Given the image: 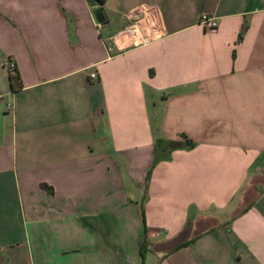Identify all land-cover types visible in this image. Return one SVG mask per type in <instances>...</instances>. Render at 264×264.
<instances>
[{
	"label": "crops",
	"instance_id": "crops-1",
	"mask_svg": "<svg viewBox=\"0 0 264 264\" xmlns=\"http://www.w3.org/2000/svg\"><path fill=\"white\" fill-rule=\"evenodd\" d=\"M0 264H264V0H0Z\"/></svg>",
	"mask_w": 264,
	"mask_h": 264
},
{
	"label": "built area",
	"instance_id": "built-area-1",
	"mask_svg": "<svg viewBox=\"0 0 264 264\" xmlns=\"http://www.w3.org/2000/svg\"><path fill=\"white\" fill-rule=\"evenodd\" d=\"M155 11V8L150 7L149 9L146 10V17H147V21L148 24L150 25L151 29H154L155 27H157V23L151 19V15L153 14V12ZM132 12H130L129 14H127V18L131 19ZM198 23L201 25L202 28L204 29H212L217 25V19L216 17L213 16H209L206 14H202L198 20ZM13 67L11 62H8V68L11 69ZM89 77L94 78L95 77V73L94 72H90L89 73ZM7 107H10V104H7Z\"/></svg>",
	"mask_w": 264,
	"mask_h": 264
},
{
	"label": "water",
	"instance_id": "water-1",
	"mask_svg": "<svg viewBox=\"0 0 264 264\" xmlns=\"http://www.w3.org/2000/svg\"><path fill=\"white\" fill-rule=\"evenodd\" d=\"M95 16L100 20L99 18V14L97 13V9L94 10ZM184 237V232H180L178 233L176 236H174L173 238L164 240V241H159L153 244L152 246V250L154 252H163V251H167L171 248H173L174 246H176L177 244H179L182 239Z\"/></svg>",
	"mask_w": 264,
	"mask_h": 264
},
{
	"label": "trees",
	"instance_id": "trees-1",
	"mask_svg": "<svg viewBox=\"0 0 264 264\" xmlns=\"http://www.w3.org/2000/svg\"><path fill=\"white\" fill-rule=\"evenodd\" d=\"M102 1H103V0H96V2H98L99 4H101ZM100 10H101V8H98V9H97V12H99ZM13 77H14L13 74L10 73V74H9V78H10V80H11ZM181 243H182V242H180V243L177 244V245H180ZM142 244H143V243L140 244V247H141Z\"/></svg>",
	"mask_w": 264,
	"mask_h": 264
}]
</instances>
